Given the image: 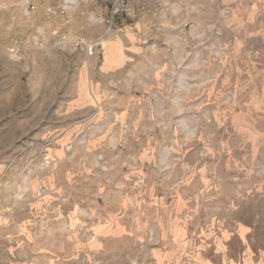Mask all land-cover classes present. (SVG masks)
<instances>
[{
  "label": "rangeland",
  "instance_id": "1",
  "mask_svg": "<svg viewBox=\"0 0 264 264\" xmlns=\"http://www.w3.org/2000/svg\"><path fill=\"white\" fill-rule=\"evenodd\" d=\"M0 264H264V0H0Z\"/></svg>",
  "mask_w": 264,
  "mask_h": 264
}]
</instances>
